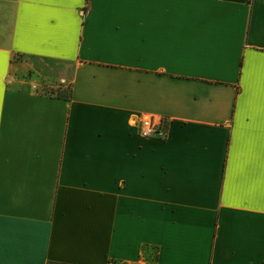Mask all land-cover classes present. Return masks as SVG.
Segmentation results:
<instances>
[{
	"label": "crops",
	"instance_id": "1",
	"mask_svg": "<svg viewBox=\"0 0 264 264\" xmlns=\"http://www.w3.org/2000/svg\"><path fill=\"white\" fill-rule=\"evenodd\" d=\"M140 260L264 264V0H0V264Z\"/></svg>",
	"mask_w": 264,
	"mask_h": 264
},
{
	"label": "built area",
	"instance_id": "2",
	"mask_svg": "<svg viewBox=\"0 0 264 264\" xmlns=\"http://www.w3.org/2000/svg\"><path fill=\"white\" fill-rule=\"evenodd\" d=\"M141 137L145 139H166L168 136L167 125L155 116H144L133 122ZM138 264H146L145 260H140Z\"/></svg>",
	"mask_w": 264,
	"mask_h": 264
},
{
	"label": "rangeland",
	"instance_id": "3",
	"mask_svg": "<svg viewBox=\"0 0 264 264\" xmlns=\"http://www.w3.org/2000/svg\"><path fill=\"white\" fill-rule=\"evenodd\" d=\"M70 92V89L66 88V89H60L58 91H55L53 93H57V95H60V96H65L67 95L68 93Z\"/></svg>",
	"mask_w": 264,
	"mask_h": 264
},
{
	"label": "trees",
	"instance_id": "4",
	"mask_svg": "<svg viewBox=\"0 0 264 264\" xmlns=\"http://www.w3.org/2000/svg\"><path fill=\"white\" fill-rule=\"evenodd\" d=\"M69 95H70V92L67 94V95H65V96H61V97H63V98H68L69 97ZM60 96V95H59Z\"/></svg>",
	"mask_w": 264,
	"mask_h": 264
}]
</instances>
